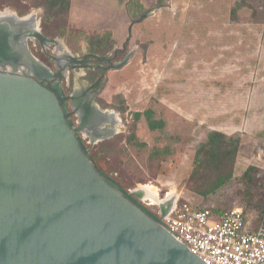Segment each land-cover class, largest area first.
<instances>
[{"label": "rangeland", "instance_id": "obj_1", "mask_svg": "<svg viewBox=\"0 0 264 264\" xmlns=\"http://www.w3.org/2000/svg\"><path fill=\"white\" fill-rule=\"evenodd\" d=\"M139 1L145 6L144 19L128 29L130 46L123 54L106 52L112 66L95 92L99 112H112L117 125L94 133H114L102 140L86 136L82 143L96 167L124 189L152 185L160 201L166 196L198 206L242 207L257 217L264 203V0ZM5 9L33 15L41 32L57 39L64 52L87 59L86 39L92 33L72 22L65 28L64 13L47 14L35 0H0V11ZM55 45L44 50L55 55ZM34 48L35 57L53 70L50 56L38 43ZM129 52L128 62L115 68ZM86 62L95 66L92 59ZM76 72L88 82L94 77L89 70ZM121 106L126 110L121 112ZM146 108L164 120L163 129L150 131L144 118L133 121L132 113ZM97 116L88 121L87 134L103 127ZM133 123L136 136L146 142L143 147L127 141ZM212 129L239 136L240 146L233 180L203 198L186 189L185 179L196 147ZM165 146L169 152L157 166L149 154ZM250 164L258 171L247 191L237 178ZM258 197L262 199L256 203ZM261 220L264 225V214Z\"/></svg>", "mask_w": 264, "mask_h": 264}, {"label": "water", "instance_id": "obj_2", "mask_svg": "<svg viewBox=\"0 0 264 264\" xmlns=\"http://www.w3.org/2000/svg\"><path fill=\"white\" fill-rule=\"evenodd\" d=\"M1 30L0 61L15 60L12 41L24 39L20 58L38 62L27 39L42 49L57 43L39 22ZM44 67L0 71V264H205L162 226L157 208L162 217L172 204L147 208L95 166L68 104L40 81L53 75Z\"/></svg>", "mask_w": 264, "mask_h": 264}, {"label": "trees", "instance_id": "obj_3", "mask_svg": "<svg viewBox=\"0 0 264 264\" xmlns=\"http://www.w3.org/2000/svg\"><path fill=\"white\" fill-rule=\"evenodd\" d=\"M35 1L36 5L42 6L47 14L56 16L59 13H64V22L66 28L68 25L66 14L69 11L71 0ZM124 7L130 17V22L132 24L138 23L144 19L143 11L145 6L142 1L127 0ZM231 14L232 16H235L234 8L231 10ZM42 30H45L44 25H42ZM86 41L88 44V53L86 57L87 59H92L95 61L94 68H90L89 71L93 72L94 77L92 80L96 78V81H94L93 85L98 86L104 77L105 71L112 66L110 62L111 57L117 56L118 54H123L125 49L130 46V41L129 38H127L121 47L114 49V40L110 31L92 33V35L89 36ZM110 50L113 51L112 56L106 55V52ZM87 59L85 58L86 61ZM105 62H108V64H105ZM89 65L92 64L89 63ZM125 110L126 106L120 107L121 112ZM132 118L133 121L144 118L146 126L150 131L161 130L165 125L163 119L154 117V111L152 108H146L143 111H134L132 113ZM134 128L135 125L133 123L131 131L127 136V141L139 147L145 146L146 142L144 140H140L136 136ZM106 142L108 143L110 141ZM239 146V136H228L225 132L216 129L208 131L206 139L199 143L194 151L191 168L185 179L186 189L190 192L200 195L203 198H207L209 195L217 193L219 189L224 188L234 178V166L236 163V156ZM168 152V146L163 148L155 147L151 150L149 159H157V166H160L159 161H162ZM255 171H258L257 166L250 164L237 178L239 182L245 185L244 187L247 188V191H250V186L255 180L253 175ZM261 199L262 197H258L255 202H260ZM185 201L194 207H207L215 214H218L222 209H227L223 207H214L211 205L198 206L189 200ZM242 210L245 217L251 219L252 227L262 223L261 218L264 214V203L257 217H251L244 208H242Z\"/></svg>", "mask_w": 264, "mask_h": 264}, {"label": "built area", "instance_id": "obj_4", "mask_svg": "<svg viewBox=\"0 0 264 264\" xmlns=\"http://www.w3.org/2000/svg\"><path fill=\"white\" fill-rule=\"evenodd\" d=\"M162 226L205 264H264V225L252 227L242 207L213 213L176 202L160 216Z\"/></svg>", "mask_w": 264, "mask_h": 264}, {"label": "flooded vegetation", "instance_id": "obj_5", "mask_svg": "<svg viewBox=\"0 0 264 264\" xmlns=\"http://www.w3.org/2000/svg\"><path fill=\"white\" fill-rule=\"evenodd\" d=\"M14 14L16 13L14 12ZM29 43L31 44L29 45ZM37 43H38L37 41L32 42L29 39H27V46L32 54H33L32 49L35 50L34 47ZM51 44H56L55 49L53 50V53L55 55L47 54V51L44 50V49H47L49 46H45V48L42 49L41 46L38 44L42 53H44L46 56L47 55L50 56V59L53 60V65H54V69L52 70V73H53L52 77L42 78L40 81L44 83L48 88L56 92L61 104L63 103L68 104L67 116H69L73 120L75 128H77L79 125H81L82 127L80 131H77V134L80 137L81 141L86 136L89 137L90 135H92L94 132L98 131L101 128L106 129V128L115 127L117 125V120L112 115V112L107 111V114H106L107 116L101 115V117L103 116L106 117V121H102L103 127L94 128L89 134L85 132V129H87L89 126L88 121L94 119L96 115L101 114V112H99L100 110H98L97 108L98 103L95 100V95L97 94L95 92L99 90V86L102 81L100 82L98 86H94L93 83L94 81H96V78H94L91 82H88L87 78L84 79L82 77H79V76H82V72L77 73L76 72L77 69L78 70L82 69V70L87 71L90 68H94V66L89 65L86 62V60L78 58L77 56H73L72 54L68 55L66 52L63 51V49H61L58 46V42L51 43ZM14 51H15V57H14L15 60L13 59L3 60V61L1 60L0 61V71H12L15 73L25 74L26 72H28V69H26L21 64L22 62L18 58H16L17 57L16 49ZM39 62L43 63L40 60ZM42 72H45V71H42ZM36 73L40 74L38 72ZM71 78L73 79V81H75L74 83H71V84H74L73 88L71 87L70 80H69ZM79 79L80 80L84 79V80L83 81L81 80L82 83H79L77 81ZM59 86L61 87V92L59 91L60 89ZM113 133L106 136L105 138L111 136ZM132 190L139 192L143 196L141 188L137 187V188H133ZM165 197L162 198V200L164 201L162 202L163 208H166V206L170 204L174 205L176 203L174 199L168 200ZM142 203H144V205L147 208H150L152 205H154L152 203L149 204V201L147 200H144V202ZM157 210L159 209L157 208Z\"/></svg>", "mask_w": 264, "mask_h": 264}, {"label": "crops", "instance_id": "obj_6", "mask_svg": "<svg viewBox=\"0 0 264 264\" xmlns=\"http://www.w3.org/2000/svg\"><path fill=\"white\" fill-rule=\"evenodd\" d=\"M126 1L71 0L66 19L69 25V22H72L73 25L87 28L88 34L110 31L114 47L119 48L128 38V29L135 24L130 22V17L125 10Z\"/></svg>", "mask_w": 264, "mask_h": 264}, {"label": "bare ground", "instance_id": "obj_7", "mask_svg": "<svg viewBox=\"0 0 264 264\" xmlns=\"http://www.w3.org/2000/svg\"><path fill=\"white\" fill-rule=\"evenodd\" d=\"M20 26H23L24 28H33L36 29L38 27L37 25V20L35 19V17L33 15H26V16H17L14 13L9 12V10H3L0 11V28L7 30V31H13L15 32L17 30V28H19ZM0 29V30H1ZM2 32V30H1ZM24 39H21L19 41H12V43L10 42V52L11 54L15 57V49H16V53H17V57L22 63V65L28 69V72H32V73H40L42 71H46L44 65H42V63H39L38 61L31 59V60H26L24 58H20L22 49H21V42ZM17 45V46H16ZM114 115V114H112ZM111 133H113L112 131L109 132H97V133H93L91 135L92 139H102L103 137H106L108 135H110ZM141 186V185H140ZM142 190V194L144 196V200L149 201L150 203H155L159 204L162 203L164 201H160L157 200L156 197V193H155V187L152 185H145V186H141L140 187ZM145 191V192H144ZM168 196V195H167ZM168 199V198H167ZM169 200V199H168ZM152 201V202H150Z\"/></svg>", "mask_w": 264, "mask_h": 264}]
</instances>
